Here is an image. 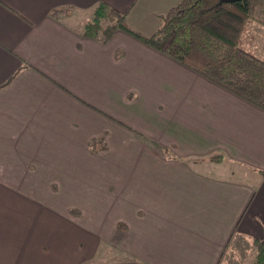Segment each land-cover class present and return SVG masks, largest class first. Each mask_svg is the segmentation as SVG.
I'll use <instances>...</instances> for the list:
<instances>
[{"label": "crops", "instance_id": "crops-1", "mask_svg": "<svg viewBox=\"0 0 264 264\" xmlns=\"http://www.w3.org/2000/svg\"><path fill=\"white\" fill-rule=\"evenodd\" d=\"M180 1L0 0V264H252L264 111L75 23L103 2L150 37ZM210 158L256 182L193 170Z\"/></svg>", "mask_w": 264, "mask_h": 264}, {"label": "trees", "instance_id": "trees-1", "mask_svg": "<svg viewBox=\"0 0 264 264\" xmlns=\"http://www.w3.org/2000/svg\"><path fill=\"white\" fill-rule=\"evenodd\" d=\"M263 12L264 0H181L161 17L153 35L143 37L126 24L125 12L101 2L84 24L83 35L106 42L115 31L126 32L264 111V60L241 46L249 24L257 23L256 15ZM63 13L54 9L50 15ZM99 142L93 139L89 149L101 150ZM255 248L252 264H264V239L256 241Z\"/></svg>", "mask_w": 264, "mask_h": 264}, {"label": "rangeland", "instance_id": "rangeland-1", "mask_svg": "<svg viewBox=\"0 0 264 264\" xmlns=\"http://www.w3.org/2000/svg\"><path fill=\"white\" fill-rule=\"evenodd\" d=\"M66 13L72 14L73 11H66ZM74 14L76 18L75 23L82 24L83 26L90 19L91 15V13L79 15L77 10H74ZM256 16L257 23L253 22L249 24L248 33L243 36L241 46L248 52H251L264 60V25H261L264 24V12L258 13ZM76 27L79 28V26ZM164 153L168 155L167 150H164ZM192 168L199 174L208 177H216L242 183H247L250 180H253L250 179L251 177L249 172L244 170L242 167L234 164L218 166L216 163H214L213 158L201 160L200 162L192 161ZM251 182L255 183L256 181L253 180Z\"/></svg>", "mask_w": 264, "mask_h": 264}]
</instances>
